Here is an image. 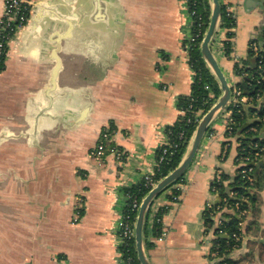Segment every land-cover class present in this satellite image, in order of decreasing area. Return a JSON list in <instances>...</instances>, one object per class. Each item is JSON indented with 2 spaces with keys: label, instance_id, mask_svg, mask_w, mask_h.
Segmentation results:
<instances>
[{
  "label": "crops",
  "instance_id": "0c3cea01",
  "mask_svg": "<svg viewBox=\"0 0 264 264\" xmlns=\"http://www.w3.org/2000/svg\"><path fill=\"white\" fill-rule=\"evenodd\" d=\"M225 3L236 16L233 59L224 53L225 29L212 50L236 84L235 60L247 58L264 26V0ZM192 34L185 0L36 2L0 71V264H126L118 228L126 189L155 172L166 129L182 116L179 99L194 81ZM227 119L223 111L210 125L180 200L163 194L152 205L149 233L158 208H172L162 220L165 239L150 235L151 264L209 263L214 235L204 215L221 201L214 177L231 176V192L239 168ZM106 127L122 160L91 155ZM260 195L261 231L254 236L241 224L242 244L232 254L253 252L252 264H264V189Z\"/></svg>",
  "mask_w": 264,
  "mask_h": 264
},
{
  "label": "trees",
  "instance_id": "16d2710c",
  "mask_svg": "<svg viewBox=\"0 0 264 264\" xmlns=\"http://www.w3.org/2000/svg\"><path fill=\"white\" fill-rule=\"evenodd\" d=\"M191 10H195L197 15L202 17L203 26L198 28L195 23L194 31L200 30L201 34L195 43H190L188 50L189 64L194 72V81L192 92L189 95L181 96L179 107L182 111L181 118L172 126L166 129V134L178 144V147L171 149L163 162L159 163L153 176L156 182L163 179L181 163L191 138L198 125L197 119L208 112L219 99L222 91L219 82L207 66L200 51V45L203 34L207 29L210 18L209 0H189ZM222 16L220 29L227 31V39L223 42V49L228 59H233L236 27V18L228 13L225 0H221ZM196 21V20H195ZM255 46L257 50L255 49ZM234 74L238 78L236 86L243 91V95L248 98L244 104H230L226 112H232V131L226 132L228 138L236 137L238 145V155L236 164L248 161L247 166H240L236 170L233 182L229 183L232 187L231 192L226 191L225 182L229 181L231 176L222 173L220 183L214 184V189L218 191L221 201L220 204L213 206L205 212V223L207 231L213 230L215 237L212 239V252L209 255L208 264H252L254 262L253 252L247 253L241 259H234L233 252L242 244V235L244 232L258 236L261 231L259 218L261 216V195L264 189V136L260 137L264 127V26L260 29L256 39L250 41L248 56L245 59L235 60ZM248 125V126H246ZM182 132V138L178 134ZM161 150L158 151V157ZM252 168V173L243 175V169ZM186 176V175H185ZM182 177L179 182H185L186 177ZM252 178V179H251ZM151 187L146 185L143 179L136 185L126 189L127 205L125 215L130 216V221L135 224L137 218V209H132L134 199L141 202ZM170 203L178 202L174 198L182 194L181 190L168 187L162 194ZM171 205L160 206L154 216L151 233H149V221L152 207L149 210L145 228L144 244L148 251L154 247L153 241H150V235L157 237L163 227V216L171 209ZM220 208L222 211L220 223L216 224L214 217ZM244 211L250 213L243 214ZM244 223V232L239 226ZM120 251L126 264H140L135 240H125L121 242Z\"/></svg>",
  "mask_w": 264,
  "mask_h": 264
},
{
  "label": "built area",
  "instance_id": "2783aa9c",
  "mask_svg": "<svg viewBox=\"0 0 264 264\" xmlns=\"http://www.w3.org/2000/svg\"><path fill=\"white\" fill-rule=\"evenodd\" d=\"M37 1L38 0H6L4 14L0 18V71L4 68L7 51H8V45L10 41L19 31H21L27 25L29 18H30L31 11ZM185 2L187 3L189 7L190 14L192 16L193 26L196 23L198 28L202 27L203 26L202 17L197 15L195 10L190 9L189 0H185ZM227 10H228V13L231 14L233 18H236L234 12L228 5H227ZM200 34H201L200 30L198 31L193 30V34L188 41L187 48H189L190 43H195L197 41ZM255 49L257 50L256 46H255ZM230 86H231L230 104L231 103L232 104H244L248 101V98L243 95V91L239 87H237L235 83L230 84ZM227 113H228V119L226 122V131L231 132L232 131L231 125L233 123L232 112L228 111ZM200 120L201 119H197V122L199 123ZM114 134H115V131L113 128L111 127L104 128L101 134V140L99 144L94 150L91 151V155L94 158H96L99 161L103 160L108 155H114L117 160H122L124 158L123 152L116 145L112 143ZM183 135L184 134L182 132L178 134L180 138H182ZM177 147H178V144L175 143L170 138L169 133L168 135L166 134V141L160 148L161 153L157 159L156 168L159 166V163L164 161L166 155L170 152V150L175 149ZM247 165H248V161H243L242 163L239 164V167L247 166ZM252 170H253L252 168L243 169L241 173L243 175H248V173H252ZM154 175H155V172L152 175H147L143 178L146 181V185L151 187V189L157 183L153 178ZM221 176H222V171H217L214 177V184L220 183V181L222 180ZM177 182L173 184V188L183 191V188L186 184V180L185 182H179V183ZM180 197L181 195L174 199L180 200ZM141 202H138V200L134 199L132 202V209L133 210L137 209L138 211L140 208ZM212 207L213 206L209 204L207 210H210ZM214 217L216 218V215ZM219 223H220V220L217 219L215 225H218ZM241 224L244 226V223H241ZM118 228L120 231L119 234H120V239L122 242H124L125 240L134 239L135 224L130 221L129 215H125V210L123 212L122 218L120 219L118 223ZM167 234H168L167 230L164 227H162L161 233L159 234V236L156 237V239L164 240ZM213 237H215V235Z\"/></svg>",
  "mask_w": 264,
  "mask_h": 264
},
{
  "label": "water",
  "instance_id": "95a60500",
  "mask_svg": "<svg viewBox=\"0 0 264 264\" xmlns=\"http://www.w3.org/2000/svg\"><path fill=\"white\" fill-rule=\"evenodd\" d=\"M209 2L211 7L210 18L207 29L204 33L200 45V51L207 66L209 67V69L211 70V72L219 82L222 93L219 99L217 100V102L212 106V108L202 116L191 138V141L189 143V146L181 163L167 176H165L163 179L158 181L156 185L146 194V196L143 198L141 202L135 222V236H134L137 257L140 264H151L144 244V228L150 208L155 203L157 198L168 187L175 184L179 179H181L187 174L188 170L194 163L199 153V150L202 146V143L209 130L210 125L221 112L226 111V109L228 108L231 102V86L229 80L225 75L224 71L222 70L219 61L212 50L214 39L218 31L220 30V25H221V16H222L221 0H209ZM256 38L257 36H254V39ZM58 69L56 70V73L58 72ZM263 136H264V127L262 128L260 134V137Z\"/></svg>",
  "mask_w": 264,
  "mask_h": 264
}]
</instances>
